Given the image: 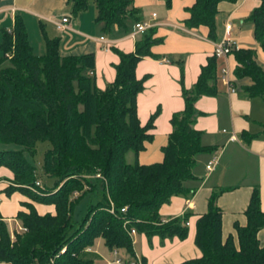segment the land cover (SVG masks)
<instances>
[{
    "label": "trees",
    "instance_id": "16d2710c",
    "mask_svg": "<svg viewBox=\"0 0 264 264\" xmlns=\"http://www.w3.org/2000/svg\"><path fill=\"white\" fill-rule=\"evenodd\" d=\"M163 1L168 8L170 0ZM219 1L194 0L185 9L188 16L183 24L187 28L205 26L207 36L212 37ZM66 3L72 16L93 6L94 21L102 23L104 32L114 25L129 32L139 20L132 0ZM249 20L253 38L264 52V0L252 9ZM153 30L148 27L140 33L133 51L115 50L114 79L98 89L91 53L61 55L59 38L42 33L44 51L34 54L18 14L8 30L0 28V166L12 173L15 183L3 191L6 195L23 192L31 201L54 208L53 214L41 215L32 204L22 202L26 211H17L15 219L25 231L14 233L13 240L7 222L0 217V263L45 264L52 258L51 264H93L88 249L98 237L106 248L123 249L133 257L129 229L147 239L156 235L160 242L186 236L187 214L162 221L158 208L173 195L188 197L193 192L187 182L195 178V158L209 149L200 144L201 133L193 128L199 115L194 102L201 95L213 94L215 61L212 55L201 66L195 84L181 88L183 109L170 116L171 131L161 147L162 159L139 164L136 155L151 139L147 130L157 112L139 125L135 97L142 90L143 79L135 77L134 67L141 57H155L149 51L157 41ZM231 53L236 62L234 77L250 80L243 91L264 101V70L256 63L254 51L239 48ZM43 141L50 146L41 171L53 180L50 186L41 177V184H35L36 168L28 159L36 143ZM4 144L20 148L3 149ZM127 152L132 153L130 162L125 161ZM89 191L99 198L86 204L76 220L74 206ZM243 213L245 224L234 226L236 244L230 235L222 240L221 210L210 194L206 212L195 220L193 243L201 254L179 264H264V245L257 239V232L264 228V212L256 188Z\"/></svg>",
    "mask_w": 264,
    "mask_h": 264
},
{
    "label": "crops",
    "instance_id": "0c3cea01",
    "mask_svg": "<svg viewBox=\"0 0 264 264\" xmlns=\"http://www.w3.org/2000/svg\"><path fill=\"white\" fill-rule=\"evenodd\" d=\"M193 2L170 0L167 8L163 0H132V5L138 9V22L153 27V37L157 39L149 48L155 57H141L134 67L135 77L143 79L142 90L135 97L139 125H145L150 115L157 112L152 127L147 130L151 139L136 155L139 164L162 159L161 147L171 131L170 116L183 109L181 88L190 89L195 84L201 66L212 57L213 44L223 37L226 22L230 25L228 35L237 42L238 49L253 50L256 63L264 70V52L253 38L249 20V14L258 6L259 0L219 1L212 37L207 36L205 26L187 28L183 24L188 16L185 9ZM16 14L21 16L24 24L34 20L43 29L46 23L50 24L55 33L47 37L59 38V54L91 53L94 82L98 89H103L114 79L113 66L118 62L115 50L133 51L135 39L140 36L131 37L128 35L131 29L124 32L116 25L104 32L102 23L94 21L93 6L72 16L66 0H0V28L8 30ZM65 15L70 16L71 29L61 32L52 21ZM99 35H104L109 41V48L103 49L101 43L94 40ZM32 51L36 55L43 53L36 52L34 47ZM214 61L213 94L201 95L194 102L199 115L193 128L201 133L200 144L209 149L195 158V178L187 182L188 187L194 188L193 192L188 197L173 195L158 208L162 221L186 213V236L181 240L173 237L160 242L156 235L147 239L143 233L135 232L131 238L132 249L134 256L141 258L143 264H179L200 256L193 243L195 220L206 212L210 194L215 196V205L221 210L222 240L230 235L236 244L234 226L245 224L243 212L253 188L257 189L259 208L264 212V101L243 91L250 80L248 77H234L236 62L233 53L214 57ZM223 66L227 67L228 84L221 80L220 68ZM212 158H215V163L207 171L205 164ZM0 177L11 178L12 173L0 167ZM4 194L0 193V217L6 222H18L16 212L26 211L23 201L32 204L38 214L54 213L52 204L31 201L18 191L7 196ZM257 239L264 240V228L257 232ZM104 247L108 257L103 258V264H113L115 258L125 263L132 260L123 249H115L113 254L111 249ZM91 248L88 251L93 252V246ZM119 252L121 256H118Z\"/></svg>",
    "mask_w": 264,
    "mask_h": 264
},
{
    "label": "rangeland",
    "instance_id": "374dc122",
    "mask_svg": "<svg viewBox=\"0 0 264 264\" xmlns=\"http://www.w3.org/2000/svg\"><path fill=\"white\" fill-rule=\"evenodd\" d=\"M24 25H25V30L27 33V38H29V41L31 43V47H34L36 52L42 53L44 50V42H43L42 33H44V35L46 37H47V35H48V37L51 35L53 36L55 33L53 27L50 24L46 23V28L43 29V27L42 26L39 27L37 22L34 20L31 22L28 21L27 24H24ZM49 146H50L49 143L46 141L37 142L35 145L34 154L32 155V157H28L29 161L36 168L35 172L37 174L38 182L41 184L40 180L42 179L43 182L48 186H50L52 184L53 180L45 177L42 174L41 164L43 162L44 153H45L46 149L49 148ZM1 148H3V149H19L20 147L18 145H15V144H4V145H1ZM131 154H132L131 152L126 153L125 161H127V162L131 161ZM0 167H3V166H0ZM38 177H41V179ZM0 185H2V187L0 189V193H2V192H4L3 190L5 188H7L8 186H13V185H15V183H13L12 177L11 178L0 177ZM85 189H87V188H85ZM91 191H93V189ZM91 191H89L87 195L82 196L81 199L75 204L74 209H73V218L74 219L78 220L81 217L86 204H88L89 202L95 203L97 201V199L99 198V195H97V194L96 195L89 194V193H91ZM12 192H14V191H12ZM19 193L26 196L23 192H19ZM4 196H7V195L4 194ZM23 203L29 204L27 201H23ZM7 226H8L9 231L16 230L15 221H11V222L8 221ZM10 240H13V238H10ZM92 246H93V250H94L93 252L91 251L93 264H103L104 263L103 258L106 259L108 257V255L106 254V249L103 245L102 239H100L99 237L95 238L93 240ZM92 246H90L89 249ZM119 255L121 256V252L118 253V256Z\"/></svg>",
    "mask_w": 264,
    "mask_h": 264
},
{
    "label": "built area",
    "instance_id": "2783aa9c",
    "mask_svg": "<svg viewBox=\"0 0 264 264\" xmlns=\"http://www.w3.org/2000/svg\"><path fill=\"white\" fill-rule=\"evenodd\" d=\"M153 15L154 14H152V16ZM52 23L54 24L55 28L61 32L71 29L70 28V16L69 15L62 16L59 20L52 21ZM148 27H149V25L146 24L145 22H135L128 35L132 37L136 34H140V33L144 32ZM229 28H230V25L228 22H226L225 26H224L223 37L218 42H215L213 44L212 55L215 58L225 57L227 54L231 53L233 50L238 49L237 42L228 35ZM94 40L101 43L103 49H107L110 46L109 41L105 38L104 35H99V36L95 37ZM220 72L222 74L221 80L225 84H228L229 79H228L227 67L226 66L221 67ZM214 163H215V158L210 159L205 164V169L207 171L211 170ZM35 184L39 185L38 181H36ZM110 211H112L111 208H110ZM120 211H124V208H121ZM15 224H16V230L9 231L10 238L14 237V233H21V232L25 231V227H23L19 222H15ZM186 225H187V222H186ZM134 233H135V231L133 229L128 230V235L130 236V238H132ZM261 244L264 245V240L261 241ZM62 249L60 251H62ZM111 250L113 251V254H114L115 249H111ZM131 258H132V260L128 263L121 262L117 258H115L112 263L113 264H142L141 258H139L138 256L133 255V257H131ZM51 263H52V258H50L49 261L45 264H51ZM0 264H2V263H0Z\"/></svg>",
    "mask_w": 264,
    "mask_h": 264
}]
</instances>
